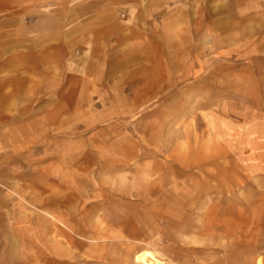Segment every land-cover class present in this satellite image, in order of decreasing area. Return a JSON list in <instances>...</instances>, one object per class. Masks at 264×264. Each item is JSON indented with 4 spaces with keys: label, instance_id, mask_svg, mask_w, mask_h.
I'll list each match as a JSON object with an SVG mask.
<instances>
[{
    "label": "rangeland",
    "instance_id": "374dc122",
    "mask_svg": "<svg viewBox=\"0 0 264 264\" xmlns=\"http://www.w3.org/2000/svg\"><path fill=\"white\" fill-rule=\"evenodd\" d=\"M65 1L0 0L6 78L18 53L21 72L34 63L28 40L59 31ZM112 8L101 54H73L90 85L0 109V264H135L142 249L165 264H264V0ZM71 95L96 107L56 108ZM54 126L65 132L32 139ZM65 151L45 183L29 173Z\"/></svg>",
    "mask_w": 264,
    "mask_h": 264
},
{
    "label": "crops",
    "instance_id": "0c3cea01",
    "mask_svg": "<svg viewBox=\"0 0 264 264\" xmlns=\"http://www.w3.org/2000/svg\"><path fill=\"white\" fill-rule=\"evenodd\" d=\"M70 2L71 0L65 1L67 5L63 8L62 13H64V15L60 16V19H53L54 22L52 23V27L59 31L39 32L38 34L36 33L33 39L28 40L29 55L27 56H29L34 63L29 66V69H27L25 73L21 72V68H24L21 60L22 53H18L17 56H14L13 60L16 65L14 64L12 66L13 69H11V72L8 71L9 75L7 78L5 77V68L3 66L0 67V109L19 108L21 105V93H25L27 98H30V96L34 97L33 94H37V97H34V103H36L38 94L41 92L48 93L50 91H57L56 93H61L62 90L67 87L69 93L72 94V92L76 90V87L90 85L88 78L92 76V74L89 70L87 71L76 66L74 62L76 58L73 54L76 50L78 51L77 54L79 57L81 54L83 55L82 57H84V54H88L87 51L85 52V48H77V45L83 46L85 42L92 43L93 52L95 53L97 51L101 54L105 38L101 37L100 32L95 30L113 28L111 22L105 19L109 13L111 14L114 12L112 8L113 0H75L74 4H70ZM89 29L94 30L92 36H90V32L92 31ZM4 57L5 54L0 53V62L5 60ZM38 60L41 62L44 61L48 67L44 69L43 67L45 65L43 62L40 65L37 64ZM17 63H19V65ZM49 63L52 64L49 66ZM2 76L5 77V79H2ZM48 78L53 80L50 85L47 83ZM48 100L49 97L46 100L42 99L40 101L47 103ZM56 102H58V104L55 105L56 108L61 109L96 107V105L92 104L93 101H89L88 99H74L72 95L68 96L66 100H56ZM74 113L75 112H72L68 114V116H72ZM71 123V119L65 121L63 128L65 129L66 124L69 125ZM48 129H44V131L40 132H38L37 128L34 129L35 133L32 139H34L35 142H37V138L40 137L44 140H48L47 137H43L42 135L48 134L49 132H65L61 127L54 126L53 131L52 127L50 130ZM31 150L32 148L30 149V154L32 155ZM64 153H66V151L56 154L57 159L59 158L60 161L54 159V155L51 156V154L49 159L41 156L40 158H35V161L30 160L29 173H39L43 175L45 183L48 175L55 174L57 171H62V169L65 168L63 164V162H66L63 160ZM31 155L29 157H31ZM31 158L33 159V156ZM45 162L48 163L45 164ZM42 163L44 164L41 165ZM47 179L50 180V178ZM54 183L56 184V182ZM21 185L24 184L19 182L18 186L21 187ZM36 186V180L32 179V182H29V188L35 191ZM127 262L129 263L130 261L128 260Z\"/></svg>",
    "mask_w": 264,
    "mask_h": 264
},
{
    "label": "bare ground",
    "instance_id": "6f19581e",
    "mask_svg": "<svg viewBox=\"0 0 264 264\" xmlns=\"http://www.w3.org/2000/svg\"><path fill=\"white\" fill-rule=\"evenodd\" d=\"M133 260L135 264H165L159 252L147 249L138 252ZM258 264L261 262L259 261Z\"/></svg>",
    "mask_w": 264,
    "mask_h": 264
}]
</instances>
